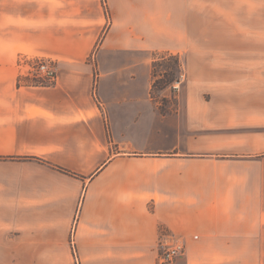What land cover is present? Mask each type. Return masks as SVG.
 <instances>
[{
    "label": "crops",
    "instance_id": "obj_1",
    "mask_svg": "<svg viewBox=\"0 0 264 264\" xmlns=\"http://www.w3.org/2000/svg\"><path fill=\"white\" fill-rule=\"evenodd\" d=\"M246 6L0 0V264L64 251L79 264H161L170 238L186 243L176 264H264V99L251 92V50L216 63L191 50L193 23H240ZM162 55L186 76L178 108L163 112ZM22 56L55 61L56 83L23 77Z\"/></svg>",
    "mask_w": 264,
    "mask_h": 264
},
{
    "label": "rangeland",
    "instance_id": "obj_2",
    "mask_svg": "<svg viewBox=\"0 0 264 264\" xmlns=\"http://www.w3.org/2000/svg\"><path fill=\"white\" fill-rule=\"evenodd\" d=\"M241 1L244 8L248 6H246L248 2H251V12L241 11L239 13L240 23H202L201 30L199 23H193L191 50L207 51L209 53L208 61L211 63L218 62L214 59L213 54L219 52L251 50V92L256 99H264V55H262L264 54V0ZM211 4L209 6L214 7L215 2H211ZM215 14L209 13V16H215ZM219 14L221 15V13ZM205 35L206 42H204ZM200 36H202L201 42ZM178 64L177 56L166 55L160 56L154 64L153 73H155L157 83L153 90V98L159 104L161 112L178 108V101L186 80L185 72ZM178 79L180 86L175 89L173 85L177 83ZM31 81L35 85H39L36 80L31 79ZM47 255L48 264L55 263V259H60L57 262L59 264H79L75 251L53 252Z\"/></svg>",
    "mask_w": 264,
    "mask_h": 264
},
{
    "label": "built area",
    "instance_id": "obj_3",
    "mask_svg": "<svg viewBox=\"0 0 264 264\" xmlns=\"http://www.w3.org/2000/svg\"><path fill=\"white\" fill-rule=\"evenodd\" d=\"M22 76L36 80L41 86L54 85L58 78V68L55 61L41 57L22 56L19 60ZM173 85L178 89V81ZM161 249V264H176L179 256L186 250V243L183 239L170 238L161 240L159 243ZM77 255V253H76Z\"/></svg>",
    "mask_w": 264,
    "mask_h": 264
},
{
    "label": "trees",
    "instance_id": "obj_4",
    "mask_svg": "<svg viewBox=\"0 0 264 264\" xmlns=\"http://www.w3.org/2000/svg\"><path fill=\"white\" fill-rule=\"evenodd\" d=\"M178 65H180V63ZM180 68H181V66H180ZM155 78H156V76H155ZM177 81H179V79ZM155 83H157L156 80H155ZM155 83H154V86H153V90H154V87H155Z\"/></svg>",
    "mask_w": 264,
    "mask_h": 264
}]
</instances>
